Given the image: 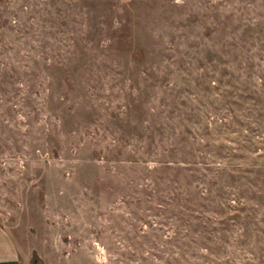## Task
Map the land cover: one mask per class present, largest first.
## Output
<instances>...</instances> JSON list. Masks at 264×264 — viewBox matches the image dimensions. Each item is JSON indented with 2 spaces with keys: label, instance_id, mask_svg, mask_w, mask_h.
<instances>
[{
  "label": "rangeland",
  "instance_id": "374dc122",
  "mask_svg": "<svg viewBox=\"0 0 264 264\" xmlns=\"http://www.w3.org/2000/svg\"><path fill=\"white\" fill-rule=\"evenodd\" d=\"M0 223L19 264H264V0H0Z\"/></svg>",
  "mask_w": 264,
  "mask_h": 264
},
{
  "label": "crops",
  "instance_id": "0c3cea01",
  "mask_svg": "<svg viewBox=\"0 0 264 264\" xmlns=\"http://www.w3.org/2000/svg\"><path fill=\"white\" fill-rule=\"evenodd\" d=\"M19 254L14 243L8 240L5 227L0 223V264H19Z\"/></svg>",
  "mask_w": 264,
  "mask_h": 264
}]
</instances>
